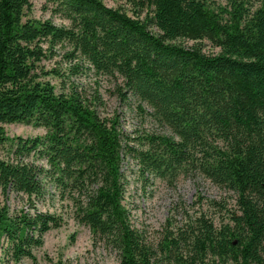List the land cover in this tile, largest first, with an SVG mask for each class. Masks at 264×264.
Segmentation results:
<instances>
[{"label":"trees","instance_id":"16d2710c","mask_svg":"<svg viewBox=\"0 0 264 264\" xmlns=\"http://www.w3.org/2000/svg\"><path fill=\"white\" fill-rule=\"evenodd\" d=\"M46 1L69 27L23 20L30 0H0V146L8 140L3 124L41 126L44 136L18 138L14 153L40 152L48 165L0 156L1 195L37 196L42 176H50L78 194V222L111 245L120 264H264V0H226L215 8L205 0H125L138 7L133 16L101 0ZM203 40L219 52L204 53ZM44 43H67L71 57L121 76L171 132L140 142L143 170L168 180L198 172L233 192L237 211L228 221L215 226L200 215L167 235L158 250L146 243L122 204L117 122L100 118L76 91L57 93L43 79ZM58 225L52 214L11 217L0 206V240L8 239L15 261L32 257L31 248Z\"/></svg>","mask_w":264,"mask_h":264},{"label":"rangeland","instance_id":"374dc122","mask_svg":"<svg viewBox=\"0 0 264 264\" xmlns=\"http://www.w3.org/2000/svg\"><path fill=\"white\" fill-rule=\"evenodd\" d=\"M205 1L214 8L226 5V0ZM257 1L250 0L253 5H257ZM30 2L23 20H50L56 26H70V21L52 3L46 0ZM101 2L130 16L139 11L138 7L125 0ZM146 12L142 11L140 17H144ZM149 29L157 33L154 26ZM174 42L186 47L194 44L187 39ZM43 47L45 56L40 60L39 67L48 72L43 79L48 80L57 93L76 91L100 118L117 122L123 145L122 204L130 225L142 234L146 243L158 250L167 235L184 228L200 215L211 220L215 226H220L228 221L229 213L237 211L235 194L217 187L198 172L180 174L176 179L168 180L143 170L137 157L138 150L142 148L140 142L149 134L170 135V130L150 116V108L126 90L123 78L118 74L99 73L78 54L71 57L69 53L72 48L67 43L52 47L44 43ZM200 47L206 54L219 52L207 40L201 41ZM3 127L8 137L0 146L3 159L14 162L21 160L48 168L40 152L14 153L18 138L43 137L46 132L43 127L24 123L3 124ZM41 186V193L37 196H27L13 190L7 191L5 197L0 193V206L7 205L11 217L52 214L59 225L42 235L41 245L31 248L32 257H22L18 261L13 259L8 249V239L1 237L0 264H120L118 252L104 239L94 236L88 226L78 222L75 200L79 198L78 194L63 190L50 176H42ZM28 234L36 237L37 230H28Z\"/></svg>","mask_w":264,"mask_h":264}]
</instances>
